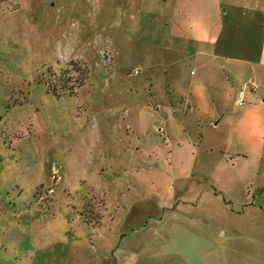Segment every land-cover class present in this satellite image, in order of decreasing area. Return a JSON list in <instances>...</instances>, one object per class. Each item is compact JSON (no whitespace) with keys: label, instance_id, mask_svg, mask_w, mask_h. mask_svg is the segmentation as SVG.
Wrapping results in <instances>:
<instances>
[{"label":"rangeland","instance_id":"374dc122","mask_svg":"<svg viewBox=\"0 0 264 264\" xmlns=\"http://www.w3.org/2000/svg\"><path fill=\"white\" fill-rule=\"evenodd\" d=\"M174 1L0 0V264H264L263 214L250 228L204 193L264 197L235 98L216 126L170 105L191 75Z\"/></svg>","mask_w":264,"mask_h":264},{"label":"crops","instance_id":"0c3cea01","mask_svg":"<svg viewBox=\"0 0 264 264\" xmlns=\"http://www.w3.org/2000/svg\"><path fill=\"white\" fill-rule=\"evenodd\" d=\"M173 4L175 7L177 4L184 6H178L176 13L171 15L175 29L172 37L178 39V44L179 41L186 42V51L184 48L182 50L187 57L181 58L180 61L191 70V75L185 82L187 90L178 95L180 102L176 99L171 101L170 105L177 110L184 108L186 117L195 110L198 123H211L217 121L219 113L222 114L220 119L225 117L224 113L230 100L235 98L234 106L240 111L232 116V123L242 128L241 132H235L236 141L244 140L250 145H236L235 151L244 157L256 152L263 153V145L253 143L251 137L259 134L257 129L264 139V116L256 114L264 101L258 104L257 97L253 95L247 102L246 88L253 83L252 78L264 80V0H249L253 15L244 26L240 24L236 11L230 15V19L228 17V22L225 21L220 0H175ZM227 12L229 14V10ZM181 16L187 19L184 26L179 25L176 20V17ZM243 27L247 32L242 34ZM178 44L176 45L179 46ZM241 90H245V104L242 106L238 105ZM220 121L215 122L214 126ZM217 191L212 187L207 188L205 197L217 201L223 212L235 214L240 220L249 218L247 226L250 228L255 225L251 217L253 213L257 214L256 210L263 214L264 220V197L258 203L256 193L253 192V201H250L251 193H248L245 199L228 202L223 192ZM221 193L224 195L222 200Z\"/></svg>","mask_w":264,"mask_h":264},{"label":"built area","instance_id":"2783aa9c","mask_svg":"<svg viewBox=\"0 0 264 264\" xmlns=\"http://www.w3.org/2000/svg\"><path fill=\"white\" fill-rule=\"evenodd\" d=\"M135 73L138 74V71H136ZM250 87L253 91H256L258 89V86L255 83H251ZM244 104H245V90H241L238 96V105L242 106Z\"/></svg>","mask_w":264,"mask_h":264}]
</instances>
